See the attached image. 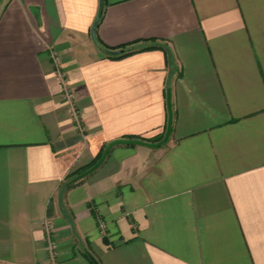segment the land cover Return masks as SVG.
I'll use <instances>...</instances> for the list:
<instances>
[{
  "label": "crops",
  "instance_id": "obj_1",
  "mask_svg": "<svg viewBox=\"0 0 264 264\" xmlns=\"http://www.w3.org/2000/svg\"><path fill=\"white\" fill-rule=\"evenodd\" d=\"M103 2L0 0V264H264V0Z\"/></svg>",
  "mask_w": 264,
  "mask_h": 264
},
{
  "label": "water",
  "instance_id": "obj_2",
  "mask_svg": "<svg viewBox=\"0 0 264 264\" xmlns=\"http://www.w3.org/2000/svg\"><path fill=\"white\" fill-rule=\"evenodd\" d=\"M103 8H104V2L103 0H101V6H100V13L99 16L96 20V22L100 19V17L102 16L103 13ZM94 40L96 42V44L98 45V47L108 56H119L121 55L123 52L129 51L131 49H126V50H117V51H112V50H107L104 49L103 47H101L96 39V36L94 35ZM167 106H168V112H169V118H168V124H167V129H166V133L164 136V139L158 143H150L144 140H117L112 142L110 145H108L103 154L101 155V157L99 158V160L88 170L84 171L83 173H81L80 175L76 176L74 179H72L68 185H72L88 176H90L91 174H93L96 170H98L103 163L106 161L108 155L110 154L111 150L119 145H123V146H132V145H136V146H143V147H147V148H160L162 147L164 144L168 143L170 136H171V132H172V127H173V110H172V95H171V90H168L167 92ZM91 261L94 264H99L96 259L89 255Z\"/></svg>",
  "mask_w": 264,
  "mask_h": 264
},
{
  "label": "built area",
  "instance_id": "obj_3",
  "mask_svg": "<svg viewBox=\"0 0 264 264\" xmlns=\"http://www.w3.org/2000/svg\"><path fill=\"white\" fill-rule=\"evenodd\" d=\"M54 74L56 80L60 83L64 95L65 103L77 122L78 129L81 132L85 131V127L81 123L80 111L76 108V93L72 88L68 76L63 69V64L58 55L54 54ZM46 242L48 243V250L50 254V264H59L58 262V245L54 239L53 225L48 221L46 222Z\"/></svg>",
  "mask_w": 264,
  "mask_h": 264
},
{
  "label": "trees",
  "instance_id": "obj_4",
  "mask_svg": "<svg viewBox=\"0 0 264 264\" xmlns=\"http://www.w3.org/2000/svg\"><path fill=\"white\" fill-rule=\"evenodd\" d=\"M100 20H101V17H100V19L95 23V25H94V33L96 32V29H97V26L99 25V23H100ZM97 39V38H96ZM97 41H98V39H97ZM98 43H99V45L101 46V47H103L104 49H107V50H112V51H117V50H126V49H131V50H129V51H126V52H123L121 55H119V56H107L108 58H111V59H120V58H123V57H126V56H129V55H131V54H134V53H136V52H139V51H143V50H145V49H141V48H139L138 46H136L135 44L136 43H134V44H132L131 46H124V47H121V48H119V49H110V48H108V47H105L100 41H98ZM157 48H159V47H151V48H148V49H157ZM166 129H167V127H166ZM166 131V130H165ZM164 136H165V133L162 135V136H160V137H158V138H156V139H144V138H140V137H131V138H128V139H125V140H134V139H136V140H144V141H147V142H150V143H158V142H160V141H162L163 139H164ZM99 160V158L96 160V161H94V163L90 166V167H88V168H86V169H82V170H79V171H76V172H73V173H71L68 177H67V181H66V183L64 184V187H63V189L65 190V189H68V188H71V187H73V186H75L76 184H77V182L76 183H74V184H72V185H68V183L72 180V179H74L76 176H78V175H80L81 173H83L84 171H86V170H88L89 168H91L97 161Z\"/></svg>",
  "mask_w": 264,
  "mask_h": 264
}]
</instances>
